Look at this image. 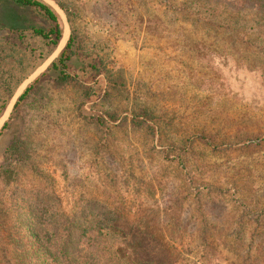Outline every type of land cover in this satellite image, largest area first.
<instances>
[{
  "label": "rangeland",
  "instance_id": "obj_1",
  "mask_svg": "<svg viewBox=\"0 0 264 264\" xmlns=\"http://www.w3.org/2000/svg\"><path fill=\"white\" fill-rule=\"evenodd\" d=\"M50 1L64 16L62 37L67 28L92 62L75 61L78 81L59 82L48 69L64 46L31 30L53 25L0 0V121L33 85L0 128V264H90L95 233L114 230L109 211L141 222L145 241L128 250L140 264L169 244L153 236L190 235L194 217L208 233L264 235V57L195 36L152 7L141 20V1ZM139 107L160 136L130 125ZM175 142L190 147L188 162L167 161ZM185 171L192 179L177 197ZM198 192L203 210L189 198Z\"/></svg>",
  "mask_w": 264,
  "mask_h": 264
},
{
  "label": "trees",
  "instance_id": "obj_2",
  "mask_svg": "<svg viewBox=\"0 0 264 264\" xmlns=\"http://www.w3.org/2000/svg\"><path fill=\"white\" fill-rule=\"evenodd\" d=\"M14 3L23 7H29L37 11L39 14L47 18L53 25L49 29L32 27L34 35L41 37L49 45L56 47L62 38L61 19L57 13L46 3L41 0H12ZM141 1L145 7V11L140 9V18L144 16L146 20H152L148 10L152 7L155 12H161L165 17V22L171 25L182 24L190 27L193 35L201 34L204 38L217 39L222 42L223 46L234 47L242 53H252L259 57H264V0H137ZM134 3V2H133ZM130 9L134 10L133 4ZM62 9L64 7L61 6ZM65 13L68 15L66 8ZM145 14V15H144ZM157 16V15H155ZM168 19V20H167ZM157 24L163 23L159 18L154 17ZM251 43H254L251 45ZM78 38L71 32L68 41L62 50L58 60L54 62L48 70L55 71L56 79L61 83H70L78 81L77 75L71 72L72 64L81 60L87 62L88 58L83 59L86 54H80L78 46ZM205 48V47H203ZM210 49L188 48L189 52H195V55L201 52H210ZM224 52V51H222ZM217 57L224 56L223 53H209ZM88 61L87 64H91ZM96 65H90L91 73L96 71ZM38 82V79L35 83ZM33 85L28 86L24 92L18 97L14 109L32 90ZM114 87V85L112 86ZM108 88V87H107ZM138 113L132 114L130 125L135 129H144L153 136L163 133L160 123L152 121L149 116L152 115L149 107L138 108ZM1 116V114H0ZM112 118V116H108ZM7 128L4 123L2 130ZM162 138V137H161ZM174 143L171 158L167 156L169 164L173 162H188L193 155L188 154V145ZM182 150V151H180ZM188 152V153H187ZM166 158V157H165ZM215 172V171H214ZM209 171V178L212 180V174ZM192 172L185 171L183 183L179 181L175 183V189L178 190L177 197L182 192L180 188L185 185L187 180L192 179ZM200 178V177H199ZM164 187V185H163ZM207 194L197 193L193 195L194 206L197 210H203V203L206 202ZM205 206V205H204ZM117 210V209H115ZM111 217L107 219L114 230L99 228L95 233V237L91 240L92 249L87 251L90 264H140L143 260L136 253H129V248L142 244L145 238L137 234L141 222L136 219H130L125 216L114 218L109 211ZM201 218V217H200ZM204 218V217H203ZM198 222V217H194L191 223L192 232L190 235L184 234L180 230L177 233L171 232L167 235L153 236V240L159 244L169 243L158 249L149 251L151 261L149 264H264V235L256 233H211L205 230V220ZM177 220V218H174ZM106 221V220H105ZM102 223H106V222ZM197 221V222H196ZM83 228H84V224ZM87 226V225H86ZM85 226V228H86ZM96 227V226H95ZM94 227V230H95ZM76 227L74 230H78ZM106 232H105V231ZM112 232V233H109ZM188 239L189 241H187ZM120 245L114 246L115 243ZM191 244V245H190ZM89 246V247H90ZM113 251V256L106 252L105 248ZM122 247V248H118ZM125 247V248H123ZM113 248V249H111ZM148 251L144 252L146 254ZM141 252H139V255ZM129 254V256H127ZM87 258V259H88ZM125 259V260H124ZM140 260V261H139ZM88 261V260H87ZM83 264H88L83 262ZM145 264V263H143Z\"/></svg>",
  "mask_w": 264,
  "mask_h": 264
},
{
  "label": "water",
  "instance_id": "obj_3",
  "mask_svg": "<svg viewBox=\"0 0 264 264\" xmlns=\"http://www.w3.org/2000/svg\"><path fill=\"white\" fill-rule=\"evenodd\" d=\"M41 1H43L44 3H46L48 6H50L56 13H57V15L60 17V19L61 20H63V18H64V16H63V14H60L61 13V11H60V9H58L57 8V6L53 3V2H51L50 0H41ZM66 31H67V37H66V40L63 42V43H61L62 42V38H61V40H60V49L64 46L65 47V45H66V43H67V41H68V38H69V35H68V30H67V28H65V30H64V32H63V36H64V34L66 33ZM64 49V48H63ZM23 90H25V89H23ZM22 92V91H21ZM24 92V91H23ZM22 93H20L19 95H17V97H19L20 95H21ZM15 98L14 99V101L11 103V105L9 106V108L5 111V114L3 115V117H2V119H1V124H0V128H2L3 127V125H4V121H5V119H6V117H7V115L9 114V112H10V110H11V108L15 105V103H16V101H17V99L18 98ZM16 100V101H15Z\"/></svg>",
  "mask_w": 264,
  "mask_h": 264
},
{
  "label": "bare ground",
  "instance_id": "obj_4",
  "mask_svg": "<svg viewBox=\"0 0 264 264\" xmlns=\"http://www.w3.org/2000/svg\"><path fill=\"white\" fill-rule=\"evenodd\" d=\"M66 37H67V31H66V33L64 34V36H63V38H62V41L64 42L65 40H66ZM62 43V42H61Z\"/></svg>",
  "mask_w": 264,
  "mask_h": 264
}]
</instances>
